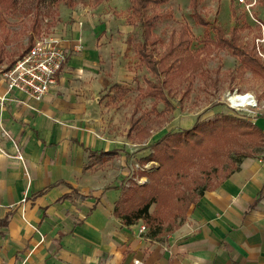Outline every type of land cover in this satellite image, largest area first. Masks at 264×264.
Here are the masks:
<instances>
[{"label": "crops", "instance_id": "1", "mask_svg": "<svg viewBox=\"0 0 264 264\" xmlns=\"http://www.w3.org/2000/svg\"><path fill=\"white\" fill-rule=\"evenodd\" d=\"M69 14L71 23L48 31L68 55L41 99L6 91L0 79V264H264V148L204 191L161 242L147 239L140 221L123 226L112 214L130 173L144 178L131 161L158 138L140 135L141 117L129 121L140 114L136 89L129 122L116 109L132 92L118 101L110 88L134 79L122 61L127 38L88 8Z\"/></svg>", "mask_w": 264, "mask_h": 264}, {"label": "rangeland", "instance_id": "2", "mask_svg": "<svg viewBox=\"0 0 264 264\" xmlns=\"http://www.w3.org/2000/svg\"><path fill=\"white\" fill-rule=\"evenodd\" d=\"M95 1L71 0L73 5L68 7L62 1L50 3V0H15L11 12L0 13V72L9 66L15 57L27 47V34L32 32L29 25L34 11L39 13L37 19L40 20V28L35 35L32 34L33 38L38 36L41 30L47 32L50 28L53 30L58 21L63 20L65 24L71 23L69 10L73 6H77L91 10V13L95 14L94 17L108 27L110 34L119 37L121 41L128 39L126 45L128 49L122 61L126 65V69L133 74L134 79L127 85L132 92L120 102L119 108H116H122L123 123L133 120L129 119V116L132 115L133 109L135 110L134 103H132L136 93L134 90L146 89L149 87L147 83H153V88L159 86V89L163 90V93L166 92L169 101L175 106V110L172 112L165 109L164 114L155 115L156 110L164 109L162 102L154 101L156 107L151 110V99L137 95L136 102L139 106L137 114H141L140 125L146 126L140 135L148 139L150 143L161 137L166 131L190 127L195 121V117L210 119L218 114L227 113L247 120V117L238 116L227 107L225 102L227 92L234 90L237 93L249 92L255 96L258 102L264 104V78L252 75L247 70H242L238 64V59L233 57L227 49L226 43L221 46L223 49L216 47L211 42L215 30L209 27L210 24L217 26L221 30L220 38H225L224 42L229 40L231 27L235 28L233 36L234 44L237 46L235 48L248 51L254 43L256 44V54L264 61L263 43L259 42L261 36L263 39L261 23H264V9L261 0H244V2L237 0H198L194 9L196 10L195 14L201 20L208 21L209 24L206 28L198 24L197 16L194 17L190 8L191 0H165L153 7L157 12H165L166 14L156 22L152 30L159 42L145 48L142 51L143 56L147 59L150 57L151 60L162 58L165 60L164 64L172 61V56L163 58V53L169 46L167 41L171 33H176L179 27L184 26L188 31L185 33V38L188 42L189 57L198 59L200 62L193 71H190L191 67L189 66L187 70L179 74L168 75L164 85H161V81L165 75L158 71L156 72L158 75H153L150 69L148 70L144 65L139 64L136 59L134 45L140 40L139 31L136 25L128 26L125 22L129 7L128 0H102L99 4ZM59 12L61 13L60 17H58ZM66 54L68 55V52ZM164 64L159 68H163ZM103 99L105 98L100 95L99 100L104 101ZM257 111L261 115L264 114L263 105ZM255 125L263 130L264 117L256 116ZM131 135L132 132L130 137ZM249 137L253 138V136ZM139 139L141 137L137 136L136 139L133 138V141L137 142ZM260 149H256L254 152L247 151V153L256 155ZM132 163L134 164V162L131 161L130 170L133 172L139 168L151 169L157 166L154 161L147 163L149 167L133 165ZM128 180V183L136 182L137 184L146 181L144 178L137 180L132 172Z\"/></svg>", "mask_w": 264, "mask_h": 264}, {"label": "trees", "instance_id": "3", "mask_svg": "<svg viewBox=\"0 0 264 264\" xmlns=\"http://www.w3.org/2000/svg\"><path fill=\"white\" fill-rule=\"evenodd\" d=\"M58 1H62L68 7L73 5L71 0H50V3ZM164 1L128 0L129 7L125 16V22L128 25L138 27L140 40L134 45L138 63L150 69L153 75H158L157 71L165 75L161 85H164L168 75L179 74L187 70L189 66L190 71H193L200 64L198 59L189 57L188 42L185 38V33L188 31L184 26L179 27L176 33H171L167 41L169 46L163 53V58L172 56V61L164 64L165 60L162 58L151 60L150 57L147 59L143 56L142 51L145 48L159 42L152 30L156 22L166 13L157 12L153 7ZM14 3L15 0H0V13L11 12ZM197 3L198 0H191L190 3L195 18L198 17L194 10ZM261 3L264 9V0H261ZM38 14V11H34L30 19L29 28L32 32L27 34L28 44L22 52L27 51L34 39L32 34L35 35L40 28ZM197 22L203 28L209 24L208 21H203L199 17ZM209 27L215 30L211 42L216 47L223 49L221 46L226 43L227 49L233 57L238 59L242 70L264 78V61L256 54L254 43L248 51L236 49L233 38L235 28L231 27L229 40L224 42L225 38H220L221 30L211 24ZM261 27L264 42V23H261ZM163 64L164 67L159 68ZM147 85L149 87L146 89H136L138 94L142 98L152 97L154 101L162 102L163 111L165 109L170 111L172 105L167 100L166 92L163 93L159 86L153 88V83H147ZM110 88L118 101L129 92V88L121 84H113ZM114 97L112 96L110 101L113 102ZM140 117L141 114H138L132 120L133 126H136ZM258 147L264 148V132L249 119L245 120L227 113L218 114L210 119L195 117L190 127L167 131L149 146L150 152L137 158L136 164L139 166L143 167L144 164L152 161L157 166L136 171V175L143 176L146 181L138 184L129 182L120 187L119 196L113 203L112 214L119 218L123 226L140 221L144 226V236L150 241L161 242L166 235L180 226L188 207L195 204L204 191L211 190L228 175L238 170L242 158L254 156L247 151L254 152L259 149ZM4 223V219L0 220V225Z\"/></svg>", "mask_w": 264, "mask_h": 264}, {"label": "built area", "instance_id": "4", "mask_svg": "<svg viewBox=\"0 0 264 264\" xmlns=\"http://www.w3.org/2000/svg\"><path fill=\"white\" fill-rule=\"evenodd\" d=\"M65 57L66 51L61 48L54 35L41 30L27 51L21 52L10 66L1 70L0 79L4 81L6 91H19L39 100L55 85L56 76L64 64ZM231 95L238 99L231 103ZM3 99L1 96L0 105ZM225 102L232 112L247 117L254 123L258 115V102L250 93H237L235 90L227 92ZM140 229L143 230L144 226Z\"/></svg>", "mask_w": 264, "mask_h": 264}, {"label": "bare ground", "instance_id": "5", "mask_svg": "<svg viewBox=\"0 0 264 264\" xmlns=\"http://www.w3.org/2000/svg\"><path fill=\"white\" fill-rule=\"evenodd\" d=\"M235 99H238L237 97H233V95H231V97L229 98V100L232 102H234Z\"/></svg>", "mask_w": 264, "mask_h": 264}]
</instances>
